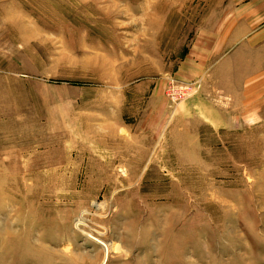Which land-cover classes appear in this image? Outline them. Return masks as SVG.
<instances>
[{"label": "rangeland", "instance_id": "1", "mask_svg": "<svg viewBox=\"0 0 264 264\" xmlns=\"http://www.w3.org/2000/svg\"><path fill=\"white\" fill-rule=\"evenodd\" d=\"M246 1L0 0V264H264Z\"/></svg>", "mask_w": 264, "mask_h": 264}, {"label": "crops", "instance_id": "2", "mask_svg": "<svg viewBox=\"0 0 264 264\" xmlns=\"http://www.w3.org/2000/svg\"><path fill=\"white\" fill-rule=\"evenodd\" d=\"M237 10L241 15L233 17V31L227 41L233 44L257 43V37L261 36L257 34L258 27L264 26V0H247Z\"/></svg>", "mask_w": 264, "mask_h": 264}, {"label": "built area", "instance_id": "3", "mask_svg": "<svg viewBox=\"0 0 264 264\" xmlns=\"http://www.w3.org/2000/svg\"><path fill=\"white\" fill-rule=\"evenodd\" d=\"M190 89L184 90L183 88H178L176 86H172L169 90L168 98L171 104H178L182 100H184L187 96H190Z\"/></svg>", "mask_w": 264, "mask_h": 264}, {"label": "bare ground", "instance_id": "4", "mask_svg": "<svg viewBox=\"0 0 264 264\" xmlns=\"http://www.w3.org/2000/svg\"><path fill=\"white\" fill-rule=\"evenodd\" d=\"M104 248H105V246H104Z\"/></svg>", "mask_w": 264, "mask_h": 264}]
</instances>
